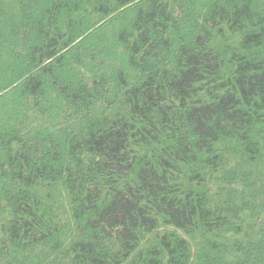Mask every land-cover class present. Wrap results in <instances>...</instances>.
<instances>
[{
  "label": "trees",
  "instance_id": "trees-1",
  "mask_svg": "<svg viewBox=\"0 0 264 264\" xmlns=\"http://www.w3.org/2000/svg\"><path fill=\"white\" fill-rule=\"evenodd\" d=\"M0 264H264V0H0Z\"/></svg>",
  "mask_w": 264,
  "mask_h": 264
}]
</instances>
